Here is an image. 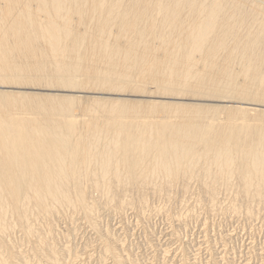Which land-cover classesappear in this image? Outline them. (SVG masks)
Wrapping results in <instances>:
<instances>
[{"label": "bare ground", "instance_id": "bare-ground-1", "mask_svg": "<svg viewBox=\"0 0 264 264\" xmlns=\"http://www.w3.org/2000/svg\"><path fill=\"white\" fill-rule=\"evenodd\" d=\"M3 87L79 94L0 91V264L15 227L39 240L69 207L95 224L193 179L213 211L223 188L232 213L264 206V0H0Z\"/></svg>", "mask_w": 264, "mask_h": 264}, {"label": "rangeland", "instance_id": "rangeland-1", "mask_svg": "<svg viewBox=\"0 0 264 264\" xmlns=\"http://www.w3.org/2000/svg\"><path fill=\"white\" fill-rule=\"evenodd\" d=\"M154 89L152 87L151 90ZM15 90L26 93L30 92L29 94L32 92V94L49 93L66 96L79 94L68 91L57 93L39 89ZM15 90L5 87L0 88V91L5 92ZM95 97L111 96L96 94ZM113 97L117 98L119 96ZM123 98L133 99L134 97L125 96ZM135 99L176 101L181 103L191 102L189 100L153 98ZM205 103L208 105H229V103ZM76 114L78 116L79 113L77 112ZM196 181L195 179L190 180L192 190H189L190 194L187 195L188 198L184 199L185 194L180 195L181 191L180 193L178 191L176 192L177 197L173 196L175 200L177 199L175 202L173 200H171L173 202H170L166 196L161 197V195L159 198L158 195L157 197L153 195V198L148 197L152 200H148L146 207L134 208L136 206H127L122 210L120 209V211L119 209L115 211L104 205V202L106 203L107 200H103L98 203L99 209L95 218L97 223L95 224L88 222L82 212L74 213L69 207L70 211L67 209L63 212L65 215L57 214L53 216L54 218L52 217V222L55 220L52 223V229L47 230L49 228L46 229V227H44L46 230L40 229L39 235H41L40 238L43 243H40V238L39 240L37 239L35 232L34 237H30L32 239L30 241L19 227H15L10 232V236H7V240L9 239L8 243L12 244H9L13 248H11L13 250L12 254H14L10 262L11 264H50L46 256L48 250L54 248L66 264L70 262H72L70 264H117V262H114L113 257H111L112 255L106 252V247L110 245L111 247L109 246L108 250L111 248V251L118 252L117 254L124 264H264L263 205L261 204V206L259 202H257L258 204L256 203L257 198L255 200L251 199L250 205H253L257 209L256 211L252 207L255 212L254 217H256H253L251 220L246 219V216H243L244 212L240 214H236L237 212L232 213L235 202L231 208L230 202L233 203L234 192H231V195L229 191L230 195L228 193L227 195L226 192L228 191L223 188L220 190L221 194L217 195L219 197L218 208H213V211L208 201H204L205 198L202 199L203 201L200 200L202 203L198 200L199 193L197 192L200 190H196L200 187L196 185L199 184ZM191 191L194 193L192 194ZM183 200L186 203L181 202ZM100 203L102 204L100 205ZM256 204L260 206L259 210L261 212L259 211V213H261V216L257 215L259 206L257 207ZM208 208L209 210H207ZM141 209L144 210L142 211ZM205 209L206 211H204ZM34 218V216L31 217L32 221ZM51 230L52 233H50ZM66 247L72 249L71 251L76 257L75 261L67 260L66 262L68 258V253H66L68 250H65ZM12 260L14 261L12 262Z\"/></svg>", "mask_w": 264, "mask_h": 264}]
</instances>
